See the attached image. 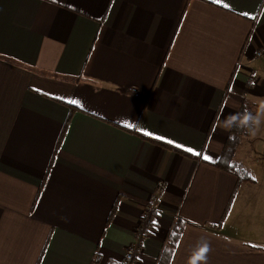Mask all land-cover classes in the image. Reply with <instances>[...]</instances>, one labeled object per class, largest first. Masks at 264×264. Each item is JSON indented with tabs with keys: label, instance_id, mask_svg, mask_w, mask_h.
Returning <instances> with one entry per match:
<instances>
[{
	"label": "crops",
	"instance_id": "0c3cea01",
	"mask_svg": "<svg viewBox=\"0 0 264 264\" xmlns=\"http://www.w3.org/2000/svg\"><path fill=\"white\" fill-rule=\"evenodd\" d=\"M262 49L264 0H0V264H124L152 193L134 264L176 221L168 264H264V165L234 192L215 124L264 101Z\"/></svg>",
	"mask_w": 264,
	"mask_h": 264
},
{
	"label": "trees",
	"instance_id": "16d2710c",
	"mask_svg": "<svg viewBox=\"0 0 264 264\" xmlns=\"http://www.w3.org/2000/svg\"><path fill=\"white\" fill-rule=\"evenodd\" d=\"M245 105L246 104H244V106H242L241 110H243V109H245V107H247V105L246 106ZM73 109H74V107L71 106V110H73ZM70 114H71V112H70ZM70 114L68 115V117L66 119L65 125L68 123V121L70 119ZM65 125H64V128H65ZM244 135H247V132L233 130L232 133H228V137L225 141L220 159H219L218 163L216 164V167H218L220 169H224L226 171H230V173H233L236 176L237 182H236V187L234 189V192L236 191L238 185L240 184V182H242V180L248 179V174H246L247 172L243 168V166H241V164L240 165H238V163L229 164V162H226V161L230 160L231 156L236 151V149H237V147L241 141V138ZM145 138L147 139V137H145ZM60 139H61V137L58 139V143L56 145V150L59 147ZM155 142L167 147V145H165L162 142H159V141H155ZM226 156H228V157H227V159L224 160V158ZM112 211H113V209H112ZM182 228H183V222L176 221L174 223L170 233L168 234L167 240L164 243L161 254H160L156 264H168L169 257H170V255H171V253H172V251H173V249H174V247L178 241V238L181 234Z\"/></svg>",
	"mask_w": 264,
	"mask_h": 264
},
{
	"label": "clouds",
	"instance_id": "9594fccd",
	"mask_svg": "<svg viewBox=\"0 0 264 264\" xmlns=\"http://www.w3.org/2000/svg\"><path fill=\"white\" fill-rule=\"evenodd\" d=\"M252 86L254 87L255 84L253 83ZM262 117H264V101L258 104L256 111L245 108L238 112L229 113L226 117L221 113L215 118V124L216 127L229 133L236 130L255 135L262 123ZM210 251L211 246L208 242L201 243L190 257L188 264H207V254Z\"/></svg>",
	"mask_w": 264,
	"mask_h": 264
},
{
	"label": "built area",
	"instance_id": "2783aa9c",
	"mask_svg": "<svg viewBox=\"0 0 264 264\" xmlns=\"http://www.w3.org/2000/svg\"><path fill=\"white\" fill-rule=\"evenodd\" d=\"M264 50L257 52V56H261ZM158 197L156 193H152L149 196L147 204L144 206L140 220L135 228V238L134 240L126 247L124 253V264H134L136 261V255L141 248L142 240L146 233L147 227L151 222L154 221V212L158 211Z\"/></svg>",
	"mask_w": 264,
	"mask_h": 264
},
{
	"label": "rangeland",
	"instance_id": "374dc122",
	"mask_svg": "<svg viewBox=\"0 0 264 264\" xmlns=\"http://www.w3.org/2000/svg\"><path fill=\"white\" fill-rule=\"evenodd\" d=\"M247 135L249 136L250 134L247 133ZM244 144L245 143L242 144V152L237 153L235 151L230 160H227L226 162H229V164H241V166H243V168L246 170V174H248V170L244 165H264V119L263 124L260 125L256 131V134L253 136L252 143H248L246 147ZM227 157L228 156H226L224 160L227 159ZM252 169L257 168H254L253 166Z\"/></svg>",
	"mask_w": 264,
	"mask_h": 264
},
{
	"label": "snow or ice",
	"instance_id": "6c2138e0",
	"mask_svg": "<svg viewBox=\"0 0 264 264\" xmlns=\"http://www.w3.org/2000/svg\"><path fill=\"white\" fill-rule=\"evenodd\" d=\"M73 103H75V101H73ZM146 134H148V135H151V133H146ZM159 139H163L162 137H158ZM168 143H173L172 141H168ZM187 151H189V152H193V149H191V148H188V149H186ZM196 155H200V153H195ZM203 159H205V160H209L210 159V157L209 156H207V155H204L203 156ZM155 223V222H154Z\"/></svg>",
	"mask_w": 264,
	"mask_h": 264
}]
</instances>
